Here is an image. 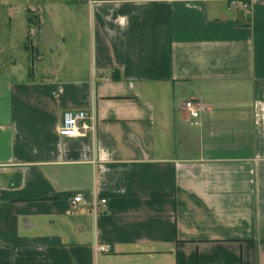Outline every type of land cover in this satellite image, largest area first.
Segmentation results:
<instances>
[{
    "label": "crops",
    "instance_id": "obj_1",
    "mask_svg": "<svg viewBox=\"0 0 264 264\" xmlns=\"http://www.w3.org/2000/svg\"><path fill=\"white\" fill-rule=\"evenodd\" d=\"M246 2H36L33 57L0 62V264H264V0ZM72 109L92 134H57ZM77 193L109 213L70 214Z\"/></svg>",
    "mask_w": 264,
    "mask_h": 264
},
{
    "label": "rangeland",
    "instance_id": "obj_2",
    "mask_svg": "<svg viewBox=\"0 0 264 264\" xmlns=\"http://www.w3.org/2000/svg\"><path fill=\"white\" fill-rule=\"evenodd\" d=\"M3 1L0 0V17H3L0 24V62L8 65L11 59L16 61L17 66L24 65V59L27 57L29 60L34 55V41L37 40L34 33L38 29L37 25L40 24L39 8L35 6L38 0H8L9 4L5 7ZM76 26V33L80 37V41H77L82 44L87 38V33L82 24ZM69 32L70 30L65 27L64 35H69ZM176 96L179 97L180 102L186 99L188 94L179 92Z\"/></svg>",
    "mask_w": 264,
    "mask_h": 264
},
{
    "label": "built area",
    "instance_id": "obj_3",
    "mask_svg": "<svg viewBox=\"0 0 264 264\" xmlns=\"http://www.w3.org/2000/svg\"><path fill=\"white\" fill-rule=\"evenodd\" d=\"M228 8H243L247 9L248 4L246 0H228ZM181 108L189 115V124H197L195 120L200 112L201 103L199 101L189 99L183 102ZM94 132L93 117L86 110L72 109L66 110L61 118V123L57 128V134L64 137H85L88 133ZM69 213L72 214L79 207L88 208L92 214L97 217L107 215L109 210L107 208V200L103 197L84 196L81 193L74 194L69 199ZM99 251L107 252L108 245H99L96 248Z\"/></svg>",
    "mask_w": 264,
    "mask_h": 264
}]
</instances>
